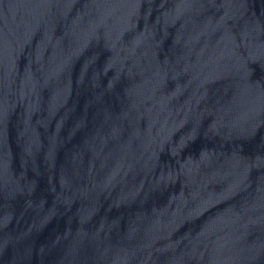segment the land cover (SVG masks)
<instances>
[{
	"label": "water",
	"instance_id": "water-1",
	"mask_svg": "<svg viewBox=\"0 0 264 264\" xmlns=\"http://www.w3.org/2000/svg\"><path fill=\"white\" fill-rule=\"evenodd\" d=\"M0 264H264V0H0Z\"/></svg>",
	"mask_w": 264,
	"mask_h": 264
}]
</instances>
